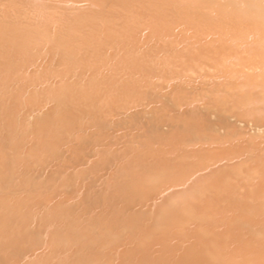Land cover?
Returning a JSON list of instances; mask_svg holds the SVG:
<instances>
[{
    "label": "bare ground",
    "instance_id": "6f19581e",
    "mask_svg": "<svg viewBox=\"0 0 264 264\" xmlns=\"http://www.w3.org/2000/svg\"><path fill=\"white\" fill-rule=\"evenodd\" d=\"M0 264H264V0H0Z\"/></svg>",
    "mask_w": 264,
    "mask_h": 264
}]
</instances>
